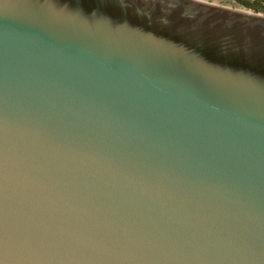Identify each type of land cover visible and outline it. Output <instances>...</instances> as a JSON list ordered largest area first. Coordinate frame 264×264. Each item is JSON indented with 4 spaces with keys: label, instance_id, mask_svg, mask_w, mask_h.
Returning a JSON list of instances; mask_svg holds the SVG:
<instances>
[{
    "label": "water",
    "instance_id": "1",
    "mask_svg": "<svg viewBox=\"0 0 264 264\" xmlns=\"http://www.w3.org/2000/svg\"><path fill=\"white\" fill-rule=\"evenodd\" d=\"M0 264H264V13L0 0Z\"/></svg>",
    "mask_w": 264,
    "mask_h": 264
},
{
    "label": "trees",
    "instance_id": "2",
    "mask_svg": "<svg viewBox=\"0 0 264 264\" xmlns=\"http://www.w3.org/2000/svg\"><path fill=\"white\" fill-rule=\"evenodd\" d=\"M241 5L256 12L264 13V0H236Z\"/></svg>",
    "mask_w": 264,
    "mask_h": 264
},
{
    "label": "rangeland",
    "instance_id": "3",
    "mask_svg": "<svg viewBox=\"0 0 264 264\" xmlns=\"http://www.w3.org/2000/svg\"><path fill=\"white\" fill-rule=\"evenodd\" d=\"M203 1L211 2V3H214V4L227 6V7L249 9V8L241 5L236 0H203ZM249 10H252V9H249Z\"/></svg>",
    "mask_w": 264,
    "mask_h": 264
},
{
    "label": "bare ground",
    "instance_id": "4",
    "mask_svg": "<svg viewBox=\"0 0 264 264\" xmlns=\"http://www.w3.org/2000/svg\"><path fill=\"white\" fill-rule=\"evenodd\" d=\"M197 1H203V0H197Z\"/></svg>",
    "mask_w": 264,
    "mask_h": 264
}]
</instances>
